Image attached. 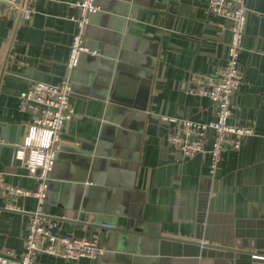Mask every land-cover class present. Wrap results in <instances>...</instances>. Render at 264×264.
<instances>
[{"label": "crops", "instance_id": "obj_1", "mask_svg": "<svg viewBox=\"0 0 264 264\" xmlns=\"http://www.w3.org/2000/svg\"><path fill=\"white\" fill-rule=\"evenodd\" d=\"M14 1L17 8L0 5V250L20 257L36 199L5 185L34 190L36 181L12 167L15 128L30 119L19 93L39 66L51 77L64 73L80 0ZM96 3L88 52L69 74L75 115L61 128L41 206L56 232L97 235L104 252L78 260L39 254L34 264H264L255 256H264V0H244L242 81L228 119L254 133L222 152L214 174L207 152L185 157L169 145L176 123L161 116L214 118L212 100L191 88L225 66L231 20L210 12L207 0ZM201 208L205 219L214 214V232L230 226L232 237L236 225L254 245L235 246L230 257L201 255V243H211L195 238Z\"/></svg>", "mask_w": 264, "mask_h": 264}, {"label": "built area", "instance_id": "obj_2", "mask_svg": "<svg viewBox=\"0 0 264 264\" xmlns=\"http://www.w3.org/2000/svg\"><path fill=\"white\" fill-rule=\"evenodd\" d=\"M1 2L9 4L10 8L18 7L14 0H0V5ZM75 5L79 14L75 18L76 31L66 62L67 76L54 84L32 81L19 93V107L21 110H29L30 119L22 121L19 125L17 139L13 143L12 167L14 174L34 178L36 188L30 190L8 184L5 188L14 196L34 197L36 206L30 212L23 254L14 257L9 250H0V264H34L39 254L64 260H78L98 258L104 252L97 235L86 238L56 232L57 222L48 218L41 206L46 196L49 173L56 160L61 128L75 115L69 101L71 95L69 74L78 64L80 54L88 52L84 44L86 28L90 15L99 10L96 0H80ZM207 8L210 12L231 20L225 66L214 77L197 76L195 79L197 85L191 88V91L212 100L214 118L206 122L167 116L161 118L176 123L175 130L167 137L169 145L185 157L207 152L210 172L214 174L222 152L227 148H239L241 139L252 135L254 131L249 126L231 124L228 121L231 113V96L238 90L242 81L239 55L248 9L244 0H207ZM23 10L24 8L20 7L21 13ZM209 140L211 143L206 149ZM1 144L0 139V146ZM8 207L13 208L11 204ZM255 256L264 257L257 254Z\"/></svg>", "mask_w": 264, "mask_h": 264}, {"label": "water", "instance_id": "obj_3", "mask_svg": "<svg viewBox=\"0 0 264 264\" xmlns=\"http://www.w3.org/2000/svg\"><path fill=\"white\" fill-rule=\"evenodd\" d=\"M17 17L20 18V14H17ZM37 71H33L32 78L35 81H41V82H45V83H58L60 82L64 77L67 76V67L64 70V73L62 72V74H60L59 77H51L47 74V71H49L50 69L48 67H43V66H39L37 68ZM54 68H52L51 70H53ZM3 124L0 123V131L4 133L6 132V130L2 129ZM18 127L17 126L16 129V138H14V141H16L17 139V134H18ZM1 137H5V136H1ZM7 139V138H6ZM10 140V139H9ZM64 149H76L73 147H69L66 145L62 146ZM202 212H200V214L198 215V220H197V225L195 228V238L200 239L203 238L205 240H208L211 243H201V255H205L207 254L208 256H211L213 258H218V257H230L231 255H233V253L235 252V250H237L235 248V246H243V247H252L254 245L253 241L251 238L248 239V237L246 236H250L248 235V233H245V237L243 236L244 231L239 229L237 230L236 225H233L232 227V232L234 231V235H230V231L229 229H231L230 226H226L224 227V231L221 232V234H217L216 232H214V225H212L211 223H213L214 221V214H209L207 215V219H205L206 214L203 212V208ZM213 216V219L211 218ZM217 217V214H216ZM219 217V215H218ZM204 219L206 220L207 224H205L204 226H202L201 222L204 221ZM236 223L238 224V222L236 221ZM229 228V229H228ZM237 232V233H236ZM239 234L242 235V238H237V236L239 237ZM197 244H199V242H197Z\"/></svg>", "mask_w": 264, "mask_h": 264}]
</instances>
